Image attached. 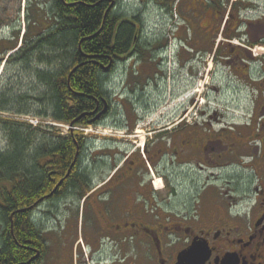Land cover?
<instances>
[{"label":"flooded vegetation","instance_id":"obj_1","mask_svg":"<svg viewBox=\"0 0 264 264\" xmlns=\"http://www.w3.org/2000/svg\"><path fill=\"white\" fill-rule=\"evenodd\" d=\"M25 2L11 23L0 12V42L24 30L23 42L29 20L33 32L44 20L51 29L76 3ZM120 3L110 7L136 24V48L110 56L94 108L66 134L46 127L44 187L29 197L31 238L17 264H264V0H168V33L147 37L143 12ZM215 75L212 90L234 96L209 111L192 81ZM166 95L171 113L151 116ZM108 121L124 128L125 148L92 141ZM62 141L74 145L68 167L53 147ZM13 215L0 239L17 237Z\"/></svg>","mask_w":264,"mask_h":264},{"label":"trees","instance_id":"obj_2","mask_svg":"<svg viewBox=\"0 0 264 264\" xmlns=\"http://www.w3.org/2000/svg\"><path fill=\"white\" fill-rule=\"evenodd\" d=\"M74 1L76 3L66 9L63 22L55 23L51 29L45 30L51 21L44 20V26L34 25L37 29L33 32L31 23L35 21L29 20L23 46L6 60L21 65L26 71L31 70L45 85L46 94L20 96L38 102L39 109L34 111L33 104L27 101L24 107L17 103L10 105L12 100L3 95L0 111L15 115L34 113L70 123L83 111L94 108V98L99 97L109 80L102 67L109 64L110 56H121L136 48L139 31L136 24L115 14L110 7L111 0ZM161 2L164 5L168 1ZM17 43L0 42V62L6 51L15 49ZM0 124L6 138V147L0 149V226L3 232L10 233L11 214L14 213L17 235H5L0 239L3 243L0 264H17L24 257L26 241L31 238V225L25 215L32 201L29 197L39 194L44 187L39 163L41 156L47 153L41 142L47 126L41 123L33 127L28 121L6 117H0ZM65 142L53 147L58 163L68 167L75 152L74 145Z\"/></svg>","mask_w":264,"mask_h":264},{"label":"rangeland","instance_id":"obj_3","mask_svg":"<svg viewBox=\"0 0 264 264\" xmlns=\"http://www.w3.org/2000/svg\"><path fill=\"white\" fill-rule=\"evenodd\" d=\"M145 1V9L141 10L140 6L142 4V0H121L120 6L122 7L121 13H128L129 15H133L134 13H141L143 12V36H149L153 34L166 35L169 31V23H168V12L167 6H162L160 3L163 0H144ZM168 1V0H167ZM22 8H25V0H21ZM19 7V0H0V12H2V20L4 23H11L16 18L18 19L17 10ZM167 9H166V8ZM166 9V10H164ZM24 11H22L21 18L23 19ZM26 16V12H25ZM2 22V21H1ZM9 31V28L6 29V33ZM24 30H22L20 39L17 43V47L23 46L24 42H21L22 34ZM17 50V49H16ZM15 50L6 51L4 58L0 62V102L3 98V95H6L12 101L10 105H22V107L27 106L29 104H33L32 108L34 111L39 109L40 104L35 100H27L22 99L20 96H24L27 94L30 95H39V94H46V87L42 83H40L39 79H36L35 74L30 70H24L21 65H17L14 63L6 62L7 58L10 54L14 53ZM42 67V66H41ZM184 76V75H183ZM208 79V82L202 81H192V86L194 89H199L202 91V95L206 94L208 97V101H204L205 104H208V110L211 111L214 107H216L215 99L217 98H224V97H231L234 95H230L231 91L229 89L223 90L222 92H215L212 90L211 85L218 86L221 83V80L218 76L211 77ZM181 77L179 76L178 79ZM116 82H119L117 80ZM202 89V90H201ZM170 98V97H169ZM168 96L166 95L164 99H166L163 103L159 106L154 107L155 110L151 112V116L155 114H163L166 115L171 113V101H168ZM27 101L28 103H25ZM22 102V104L20 103ZM204 102L202 105H204ZM201 107H204L202 106ZM195 111V110H194ZM0 117H6L10 119H20L23 121H28V123L32 124L33 127L37 125L44 124V126L53 128V132H59L66 134L69 130V124H63L61 122L55 121L50 118H42L40 116L34 115V113L29 115H15L13 112H2L0 111ZM151 118V117H148ZM145 123L149 122V120H145ZM143 124V122H141ZM1 125V124H0ZM108 128L107 134L102 132L98 134H93L91 138L92 141H97L98 146H104L102 142H111V144H115L125 148L123 136L124 128L121 126H115L114 123L108 121ZM79 129H89L91 127H84L78 125ZM147 127V126H146ZM145 126L138 127L140 130H144ZM94 131H96V127H92ZM104 132V131H103ZM125 135V134H124ZM6 147V138L4 133L1 131L0 127V149H4ZM104 150V149H100ZM226 184V182H225Z\"/></svg>","mask_w":264,"mask_h":264},{"label":"water","instance_id":"obj_4","mask_svg":"<svg viewBox=\"0 0 264 264\" xmlns=\"http://www.w3.org/2000/svg\"><path fill=\"white\" fill-rule=\"evenodd\" d=\"M74 123H75V121H72V123H71V124L73 125ZM25 210H26V209H25ZM194 249H195V247H193V248H192V250H194Z\"/></svg>","mask_w":264,"mask_h":264}]
</instances>
